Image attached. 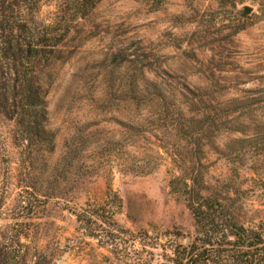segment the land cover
<instances>
[{"label": "rangeland", "instance_id": "obj_1", "mask_svg": "<svg viewBox=\"0 0 264 264\" xmlns=\"http://www.w3.org/2000/svg\"><path fill=\"white\" fill-rule=\"evenodd\" d=\"M73 12L43 0L38 16L70 31L68 60L40 76L49 144L27 147L0 119L10 264H171L198 236L184 196L193 178L264 238V0H101L84 20ZM147 64L160 79L139 83L160 98L135 102L130 77ZM238 100L249 113L200 125ZM101 206L114 229L97 228Z\"/></svg>", "mask_w": 264, "mask_h": 264}, {"label": "trees", "instance_id": "obj_2", "mask_svg": "<svg viewBox=\"0 0 264 264\" xmlns=\"http://www.w3.org/2000/svg\"><path fill=\"white\" fill-rule=\"evenodd\" d=\"M42 2L43 0H0V119L13 123L27 147L49 144L44 143L43 139L48 132L45 124L48 92L43 87L40 76L43 71H49L55 64L64 63L69 58L65 53L70 31L60 27L61 18L58 15L48 23L38 19ZM100 2L101 0H57V8L59 13L74 11L77 19L84 20ZM153 68V64H147L140 71H133L130 77L133 101L160 98L156 84L147 83L145 87L139 83L148 73L156 76L157 71H152ZM178 94L185 98L183 92ZM162 100L164 97L161 95ZM249 108L238 100L235 109H219L213 117H205L200 125L217 119L228 120L235 114L249 113ZM189 182L184 196L198 236L187 246L176 247L173 256L169 258L170 263L264 264L263 236L254 230L245 229L228 214L235 204L234 200L227 197V203H224V200L205 197L202 195L205 191L197 187L195 178ZM108 212L105 206L94 210V216L100 220L97 228L102 230L104 224L108 228H115ZM80 218L77 215V219ZM10 254L8 246L0 242V264H10Z\"/></svg>", "mask_w": 264, "mask_h": 264}, {"label": "water", "instance_id": "obj_3", "mask_svg": "<svg viewBox=\"0 0 264 264\" xmlns=\"http://www.w3.org/2000/svg\"><path fill=\"white\" fill-rule=\"evenodd\" d=\"M252 12V8L251 7H244L242 9V17H245L246 15H249L250 13ZM189 243V239L186 240L185 242V245L184 246H187Z\"/></svg>", "mask_w": 264, "mask_h": 264}]
</instances>
